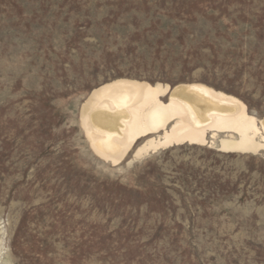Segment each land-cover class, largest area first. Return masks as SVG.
<instances>
[{"label": "rangeland", "instance_id": "1", "mask_svg": "<svg viewBox=\"0 0 264 264\" xmlns=\"http://www.w3.org/2000/svg\"><path fill=\"white\" fill-rule=\"evenodd\" d=\"M118 78L263 118L264 0H0V264H264V151L110 161L81 108Z\"/></svg>", "mask_w": 264, "mask_h": 264}, {"label": "bare ground", "instance_id": "2", "mask_svg": "<svg viewBox=\"0 0 264 264\" xmlns=\"http://www.w3.org/2000/svg\"><path fill=\"white\" fill-rule=\"evenodd\" d=\"M81 109L90 144L110 161L122 160L134 146L138 157L184 143L217 142L228 152L264 151V117L250 113L238 97L202 82L171 86L118 78L94 88ZM224 133L232 136L218 138Z\"/></svg>", "mask_w": 264, "mask_h": 264}]
</instances>
